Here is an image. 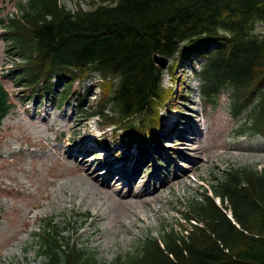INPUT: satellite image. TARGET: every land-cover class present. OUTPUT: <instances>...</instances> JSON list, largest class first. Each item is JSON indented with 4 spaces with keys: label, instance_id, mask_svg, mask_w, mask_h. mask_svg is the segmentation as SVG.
<instances>
[{
    "label": "trees",
    "instance_id": "obj_1",
    "mask_svg": "<svg viewBox=\"0 0 264 264\" xmlns=\"http://www.w3.org/2000/svg\"><path fill=\"white\" fill-rule=\"evenodd\" d=\"M17 6L3 13L0 5V40L18 66L13 83L23 98L74 96L80 107L85 94L72 84L97 74L101 95L88 116L143 152L161 144L164 126L163 115L154 116L166 90L153 55L178 64L199 56L193 73L203 107H216L225 93L242 121L237 134L264 136V33L255 29L264 24V0H91L74 9L60 0H24ZM60 80L66 82L56 91ZM11 95L0 80V122L13 107ZM213 177L179 211L182 228L162 227L107 263L49 217L34 235L37 264H264V167L232 165Z\"/></svg>",
    "mask_w": 264,
    "mask_h": 264
},
{
    "label": "rangeland",
    "instance_id": "obj_2",
    "mask_svg": "<svg viewBox=\"0 0 264 264\" xmlns=\"http://www.w3.org/2000/svg\"><path fill=\"white\" fill-rule=\"evenodd\" d=\"M18 1L24 2L1 0L3 13L19 11ZM60 1L74 9L77 4L87 8L91 0ZM255 29L264 33V24L256 23ZM4 47L0 40V80L12 94L13 107L0 122V264H37L40 247L34 235L42 232L49 217L64 227L65 236L107 263L134 250L148 234L156 236L162 227H181V208L200 196L203 187H211L213 176L225 167H264V136L237 134L242 121L231 114L227 95L222 93L210 110L201 104L193 73L201 64L199 56L182 64L168 59L162 69L166 97L155 105L154 116L163 115L166 126L161 135L167 136L160 151L141 156L128 151L125 143L120 146L123 136L111 125L88 116L101 95L97 74L72 84L85 94L80 107L74 96L68 102H62L60 94L23 98L21 88L10 82L14 78ZM65 82H57L55 90ZM174 120L177 124L171 127ZM144 127H150L146 121ZM98 138L110 144L112 155L97 145ZM73 151L85 152V163ZM114 157L125 161H112ZM142 159L147 165L138 163ZM86 168L93 171L96 184L85 176ZM134 169L138 174L128 178L127 170ZM109 172L115 174L111 183L117 180V185L104 187ZM131 193L143 195L128 200ZM122 198L127 204L116 203Z\"/></svg>",
    "mask_w": 264,
    "mask_h": 264
},
{
    "label": "bare ground",
    "instance_id": "obj_3",
    "mask_svg": "<svg viewBox=\"0 0 264 264\" xmlns=\"http://www.w3.org/2000/svg\"><path fill=\"white\" fill-rule=\"evenodd\" d=\"M61 125H66V126H68V124L67 123H62ZM89 151V148L86 150V152H88ZM76 154H78L79 156H82L83 158L82 159H80L79 161H80V163H85V159H84V157L85 156H83L84 154H85V152H84V154H80V151H79V153H77V152H75V151H73L72 152V155H76ZM88 170H89V168H86L85 169V172H84V174H85V176H89L88 177V179L90 180V182L94 185V183L96 184L97 183V179L94 177V173L92 174V172L93 171H89L88 172ZM110 172H112V171H110ZM110 172L108 173V175L104 178V180H103V184H102V186H111V184L112 185H117V180L114 182V183H111V181H112V179L114 178V176H113V174H110ZM113 172H115V171H113ZM135 174H138V173H135ZM134 174V175H135ZM94 182V183H93ZM113 189H114V187H113ZM116 190V189H115ZM111 192H112V190H111ZM107 194L109 193V192H106ZM138 193H140V191L138 192ZM138 193H136V194H133V193H131V194H129L128 196V200L129 199H132V197H134V196H137L136 198H138L139 196L138 195H143V194H138ZM115 194V193H114ZM118 197H120V196H118ZM123 197V196H122ZM123 199V198H122ZM127 199H123V200H121V199H119L118 201H116V203L117 204H119V205H125V204H127L126 202H128V200ZM139 199V198H138ZM142 199V198H141ZM133 200V199H132ZM135 201V200H134ZM138 200H136V202H137ZM140 201V200H139Z\"/></svg>",
    "mask_w": 264,
    "mask_h": 264
},
{
    "label": "water",
    "instance_id": "obj_4",
    "mask_svg": "<svg viewBox=\"0 0 264 264\" xmlns=\"http://www.w3.org/2000/svg\"><path fill=\"white\" fill-rule=\"evenodd\" d=\"M153 61L161 68L163 69L167 62H168V58L160 56L158 54H154L153 55Z\"/></svg>",
    "mask_w": 264,
    "mask_h": 264
},
{
    "label": "clouds",
    "instance_id": "obj_5",
    "mask_svg": "<svg viewBox=\"0 0 264 264\" xmlns=\"http://www.w3.org/2000/svg\"><path fill=\"white\" fill-rule=\"evenodd\" d=\"M3 77H4V73H3ZM15 76H13V78H14ZM14 81V79L13 80H11L10 82L12 83Z\"/></svg>",
    "mask_w": 264,
    "mask_h": 264
}]
</instances>
